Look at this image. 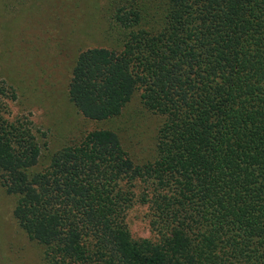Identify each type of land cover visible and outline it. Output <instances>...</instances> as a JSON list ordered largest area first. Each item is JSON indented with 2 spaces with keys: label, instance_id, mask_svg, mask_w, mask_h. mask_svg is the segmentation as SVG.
Listing matches in <instances>:
<instances>
[{
  "label": "trees",
  "instance_id": "1",
  "mask_svg": "<svg viewBox=\"0 0 264 264\" xmlns=\"http://www.w3.org/2000/svg\"><path fill=\"white\" fill-rule=\"evenodd\" d=\"M105 8L101 29L123 33L45 100L63 136L4 118L0 96V187L34 264H264V0ZM32 64L52 98L59 66ZM135 205L146 237L129 233Z\"/></svg>",
  "mask_w": 264,
  "mask_h": 264
},
{
  "label": "rangeland",
  "instance_id": "2",
  "mask_svg": "<svg viewBox=\"0 0 264 264\" xmlns=\"http://www.w3.org/2000/svg\"><path fill=\"white\" fill-rule=\"evenodd\" d=\"M108 1L110 0H0V96L4 118L30 121L37 134H64L65 128L60 117L56 112H51L49 103L45 100L48 98L56 101L59 98L58 92L62 84H65L67 68L71 63L73 65L79 52L103 45L107 36L117 40L123 33L120 29H114L106 35L109 32L101 29L106 18H112L109 9L105 8ZM110 10L112 11V6ZM82 18L85 23L90 18L87 23L98 25V31L85 29L80 24L83 22ZM41 58L46 65L59 66L53 70V76L59 85L52 98L46 94L53 88L46 83L54 82L51 77L46 78L43 74V78L34 76L28 80V69L36 59ZM34 87L37 89H33ZM42 87L47 91L42 92ZM58 110L62 114L61 108ZM132 110V107L126 109L130 115ZM124 116L125 112L119 120ZM150 124L144 121L142 128L149 131L152 129V126H148ZM12 204L13 198L0 187V264H34L37 249L13 224ZM144 214L145 207L140 205L133 206L127 213L126 224L133 238L149 234Z\"/></svg>",
  "mask_w": 264,
  "mask_h": 264
}]
</instances>
